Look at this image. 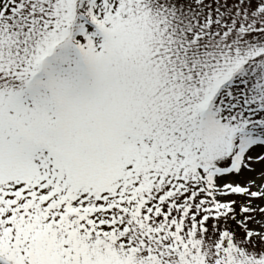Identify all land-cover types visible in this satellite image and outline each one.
Returning <instances> with one entry per match:
<instances>
[{"label": "snow or ice", "instance_id": "1", "mask_svg": "<svg viewBox=\"0 0 264 264\" xmlns=\"http://www.w3.org/2000/svg\"><path fill=\"white\" fill-rule=\"evenodd\" d=\"M0 264H264V0H0Z\"/></svg>", "mask_w": 264, "mask_h": 264}, {"label": "rangeland", "instance_id": "2", "mask_svg": "<svg viewBox=\"0 0 264 264\" xmlns=\"http://www.w3.org/2000/svg\"><path fill=\"white\" fill-rule=\"evenodd\" d=\"M259 167V166H258ZM231 179H235L234 177L233 178H231Z\"/></svg>", "mask_w": 264, "mask_h": 264}]
</instances>
